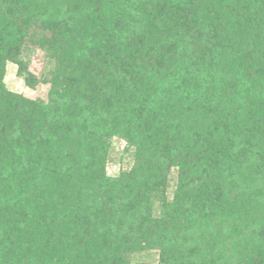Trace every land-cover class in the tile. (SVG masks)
<instances>
[{"label":"trees","instance_id":"1","mask_svg":"<svg viewBox=\"0 0 264 264\" xmlns=\"http://www.w3.org/2000/svg\"><path fill=\"white\" fill-rule=\"evenodd\" d=\"M152 250L264 264V0H0V264Z\"/></svg>","mask_w":264,"mask_h":264},{"label":"rangeland","instance_id":"2","mask_svg":"<svg viewBox=\"0 0 264 264\" xmlns=\"http://www.w3.org/2000/svg\"><path fill=\"white\" fill-rule=\"evenodd\" d=\"M21 58L27 63V72L38 80V83L33 89L26 87L17 73V66L12 63H7L3 80L6 90L24 96L30 100L45 99V95L49 90V85L45 82L43 83L41 80L39 82V79L45 74V68L47 65V60L44 57V54L36 49L27 47L25 50H22ZM111 145L114 159L120 157L122 159L121 165H123L124 168L127 167V164L131 163L132 160L130 158L132 150L127 147V142L121 138H114ZM113 167L108 166L106 169L109 176L117 174L116 171L118 166ZM176 175V169H173L169 176L171 184L175 182ZM133 264H159L158 252L152 250L138 254L133 259Z\"/></svg>","mask_w":264,"mask_h":264}]
</instances>
